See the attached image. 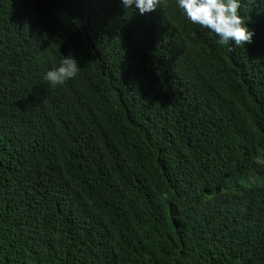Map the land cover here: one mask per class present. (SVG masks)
I'll return each instance as SVG.
<instances>
[{"label":"trees","instance_id":"trees-1","mask_svg":"<svg viewBox=\"0 0 264 264\" xmlns=\"http://www.w3.org/2000/svg\"><path fill=\"white\" fill-rule=\"evenodd\" d=\"M238 14L234 47L177 0H0V264H264V0Z\"/></svg>","mask_w":264,"mask_h":264},{"label":"clouds","instance_id":"clouds-1","mask_svg":"<svg viewBox=\"0 0 264 264\" xmlns=\"http://www.w3.org/2000/svg\"><path fill=\"white\" fill-rule=\"evenodd\" d=\"M122 3L128 9L134 5L142 15L163 6V0H122ZM177 5L188 21L215 34L221 46L239 47L252 42L254 33L238 14L241 0H177ZM80 71L72 55L63 56L60 66L48 71L45 79L55 87L76 78Z\"/></svg>","mask_w":264,"mask_h":264}]
</instances>
